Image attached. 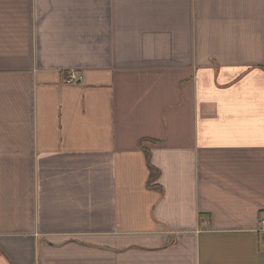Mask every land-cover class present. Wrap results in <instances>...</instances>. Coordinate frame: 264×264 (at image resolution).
Masks as SVG:
<instances>
[{
    "label": "crops",
    "instance_id": "obj_1",
    "mask_svg": "<svg viewBox=\"0 0 264 264\" xmlns=\"http://www.w3.org/2000/svg\"><path fill=\"white\" fill-rule=\"evenodd\" d=\"M263 219L264 0H0V264H264Z\"/></svg>",
    "mask_w": 264,
    "mask_h": 264
},
{
    "label": "trees",
    "instance_id": "obj_2",
    "mask_svg": "<svg viewBox=\"0 0 264 264\" xmlns=\"http://www.w3.org/2000/svg\"><path fill=\"white\" fill-rule=\"evenodd\" d=\"M144 153H145V158H146V163H147V168H148L147 185L150 187V185L154 186L158 178L159 172L150 165L148 152L144 151Z\"/></svg>",
    "mask_w": 264,
    "mask_h": 264
},
{
    "label": "built area",
    "instance_id": "obj_3",
    "mask_svg": "<svg viewBox=\"0 0 264 264\" xmlns=\"http://www.w3.org/2000/svg\"><path fill=\"white\" fill-rule=\"evenodd\" d=\"M80 81V77H78L75 73H69V75L67 76V79L65 80L66 84H73ZM259 233H261L263 235V248H264V219L261 221L260 223V227H259Z\"/></svg>",
    "mask_w": 264,
    "mask_h": 264
}]
</instances>
